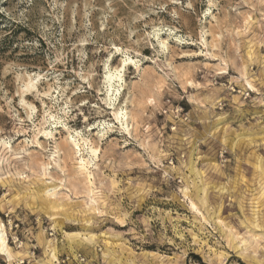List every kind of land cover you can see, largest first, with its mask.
I'll list each match as a JSON object with an SVG mask.
<instances>
[{"label":"rangeland","instance_id":"obj_1","mask_svg":"<svg viewBox=\"0 0 264 264\" xmlns=\"http://www.w3.org/2000/svg\"><path fill=\"white\" fill-rule=\"evenodd\" d=\"M0 222V264H264V0H0Z\"/></svg>","mask_w":264,"mask_h":264},{"label":"bare ground","instance_id":"obj_2","mask_svg":"<svg viewBox=\"0 0 264 264\" xmlns=\"http://www.w3.org/2000/svg\"><path fill=\"white\" fill-rule=\"evenodd\" d=\"M162 45H164L163 42H161ZM132 60L129 58V57H126L124 59H122V64H121V69H114V70H109L107 72V74L105 75V79H106V82L108 84V95H109V100L111 102V104H113V99H116L117 95L120 93V88H121V81H122V76H121V71L122 69L124 68V66L128 63V62H131ZM31 83V82H30ZM114 107V106H113ZM114 118L116 119V121L121 125V127L128 131V114L125 110L123 109H118L117 111H114ZM53 123V122H52ZM54 126V125H53ZM130 130V129H129ZM78 136V135H77ZM79 137V136H78ZM80 140H82L84 143L86 142L85 139L83 138H77L75 135H70V138L69 140L66 141V143L69 145V148L71 150H75L76 153L78 154V158H79V163H80V168L82 169V171L86 174L85 177H87L88 179L90 178V171H89V165L92 164V160L88 159V158H85L81 153V144H80ZM86 144V143H85ZM67 145V146H68ZM84 147V146H83ZM68 149V152L69 150ZM90 153L96 154V149H93L91 146L89 147V150H88ZM91 154V155H92ZM68 155V154H67ZM89 155V154H88ZM43 166V165H42ZM48 166V165H47ZM48 168V167H47ZM45 170V169H44ZM87 180V179H86ZM85 180V181H86ZM88 181V180H87ZM84 183V181H83ZM89 183V182H88ZM87 186V185H86ZM91 187V186H90ZM57 188V187H56ZM52 190H54V188H46L44 191V194H53V193H50L52 192ZM88 190V189H87ZM93 190V189H92ZM54 192V191H53ZM89 192V191H88ZM91 192V190H90ZM91 194V193H90ZM94 200V199H93ZM92 202V200H91ZM95 202V201H94ZM48 203V202H47ZM192 205H194L192 203ZM51 206V205H50ZM70 236V235H68ZM73 238V236H72ZM70 239V238H69ZM71 241V240H70ZM71 242H68V246L69 248L71 249V245H70ZM50 252V251H49ZM48 252V253H49ZM15 254H18L17 251H13L11 249V247L8 245L7 241H6V235H5V232L3 231V225L2 223L0 222V255H3L5 256L9 262L10 260H12L13 257H15ZM50 259H55V251L54 249H52L51 253H50ZM48 257V258H49ZM49 261V260H48ZM49 263V262H48Z\"/></svg>","mask_w":264,"mask_h":264},{"label":"built area","instance_id":"obj_3","mask_svg":"<svg viewBox=\"0 0 264 264\" xmlns=\"http://www.w3.org/2000/svg\"><path fill=\"white\" fill-rule=\"evenodd\" d=\"M79 261L82 264H96L94 261H92V260H86L84 257H82L80 255H79Z\"/></svg>","mask_w":264,"mask_h":264},{"label":"trees","instance_id":"obj_4","mask_svg":"<svg viewBox=\"0 0 264 264\" xmlns=\"http://www.w3.org/2000/svg\"><path fill=\"white\" fill-rule=\"evenodd\" d=\"M190 257L195 260L196 262H198L199 264H205L201 261V258L197 255V254H190Z\"/></svg>","mask_w":264,"mask_h":264}]
</instances>
